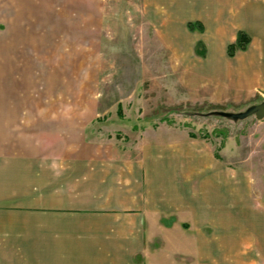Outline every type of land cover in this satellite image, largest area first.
Listing matches in <instances>:
<instances>
[{
    "label": "crops",
    "instance_id": "obj_1",
    "mask_svg": "<svg viewBox=\"0 0 264 264\" xmlns=\"http://www.w3.org/2000/svg\"><path fill=\"white\" fill-rule=\"evenodd\" d=\"M142 6L145 20L161 25L156 30L264 24L260 0ZM101 9V0H0V31L73 29L66 25L76 24L75 15L81 29H100L94 24ZM0 43V264H202L223 249L227 261L228 232L240 235L246 222L229 215L228 168L210 146L176 143L174 166L158 168L156 178L147 164L127 166L116 154L87 151L83 134L70 135L68 119L38 122L34 57L6 55ZM231 191L234 200L243 198ZM167 255L195 259L172 263Z\"/></svg>",
    "mask_w": 264,
    "mask_h": 264
},
{
    "label": "rangeland",
    "instance_id": "obj_2",
    "mask_svg": "<svg viewBox=\"0 0 264 264\" xmlns=\"http://www.w3.org/2000/svg\"><path fill=\"white\" fill-rule=\"evenodd\" d=\"M101 8L94 24L100 29H81L83 18L75 15L76 24L66 25L73 29L0 31L6 55L34 57L38 122L68 119L70 135H84L85 150L116 154L127 166L147 164L154 178L158 168L174 166L170 149L176 143L210 146L228 168L229 215L245 219L246 230H229L227 261L223 249L200 262L264 264V120L213 115L264 102V24L251 30H156L161 25L145 20L142 0H101ZM239 32L251 43L230 57L228 47ZM235 188L243 195L237 201ZM236 245L242 252L231 248ZM165 257L172 263L195 259Z\"/></svg>",
    "mask_w": 264,
    "mask_h": 264
},
{
    "label": "trees",
    "instance_id": "obj_3",
    "mask_svg": "<svg viewBox=\"0 0 264 264\" xmlns=\"http://www.w3.org/2000/svg\"><path fill=\"white\" fill-rule=\"evenodd\" d=\"M188 29L190 31H195V30H198L200 32L204 31L200 24H189ZM250 43H251V37L245 32H239L237 34L236 41L233 44L229 45L228 47V55L230 57H234L237 52H245L248 49ZM197 52L200 55H205L204 53H202V51H199V49L197 50Z\"/></svg>",
    "mask_w": 264,
    "mask_h": 264
},
{
    "label": "water",
    "instance_id": "obj_4",
    "mask_svg": "<svg viewBox=\"0 0 264 264\" xmlns=\"http://www.w3.org/2000/svg\"><path fill=\"white\" fill-rule=\"evenodd\" d=\"M213 115L222 116L234 122L244 121L251 117H255L256 120L262 121L264 120V102L260 105L251 106L245 112L240 113H224V112H216Z\"/></svg>",
    "mask_w": 264,
    "mask_h": 264
}]
</instances>
